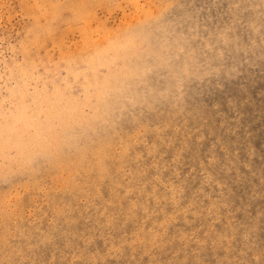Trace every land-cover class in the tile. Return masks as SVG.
Listing matches in <instances>:
<instances>
[{"label":"rangeland","instance_id":"obj_1","mask_svg":"<svg viewBox=\"0 0 264 264\" xmlns=\"http://www.w3.org/2000/svg\"><path fill=\"white\" fill-rule=\"evenodd\" d=\"M0 264H264V0H0Z\"/></svg>","mask_w":264,"mask_h":264}]
</instances>
